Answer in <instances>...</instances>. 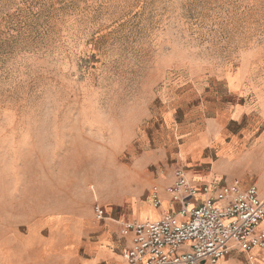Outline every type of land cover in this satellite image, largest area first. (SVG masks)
<instances>
[{"label":"rangeland","instance_id":"374dc122","mask_svg":"<svg viewBox=\"0 0 264 264\" xmlns=\"http://www.w3.org/2000/svg\"><path fill=\"white\" fill-rule=\"evenodd\" d=\"M240 102L264 113V0H0V264H122Z\"/></svg>","mask_w":264,"mask_h":264},{"label":"built area","instance_id":"2783aa9c","mask_svg":"<svg viewBox=\"0 0 264 264\" xmlns=\"http://www.w3.org/2000/svg\"><path fill=\"white\" fill-rule=\"evenodd\" d=\"M174 175L165 191L175 210L154 221L120 222L125 264H217L233 246L249 260L253 249L264 252V196L254 183L242 188L235 179L211 189L193 183L182 167ZM151 191L157 208L160 191Z\"/></svg>","mask_w":264,"mask_h":264},{"label":"crops","instance_id":"0c3cea01","mask_svg":"<svg viewBox=\"0 0 264 264\" xmlns=\"http://www.w3.org/2000/svg\"><path fill=\"white\" fill-rule=\"evenodd\" d=\"M249 115L253 117H250L247 122L248 127L255 128L261 125L264 128V113L257 112L253 107L248 109L247 106H243L240 102L238 106L225 109V123L235 124L236 129L229 131V136L224 140L220 136V132L223 129V126H221L222 121L217 120V118L210 119L209 126L213 133L214 145L216 146L213 149L214 156L210 172L202 177H198L193 173H186L193 183L199 182V178L204 177L208 182L211 181L218 184L229 183L237 179L241 187L246 188L252 183L255 184L259 178H264V134L258 137L257 134H251L247 131L248 129H245L246 125L244 122ZM174 178L175 175L172 179ZM260 194L264 196V191L260 190ZM200 198L202 196H197V199ZM173 209L175 210L174 205ZM173 209L165 211L164 214ZM122 240L124 243V239ZM252 253L254 254L253 260H249L245 252L239 247L233 246L228 250V254L221 257L217 264H264V252L253 249ZM122 264H125L123 258Z\"/></svg>","mask_w":264,"mask_h":264}]
</instances>
